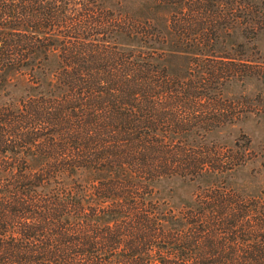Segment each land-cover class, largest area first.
<instances>
[{
    "label": "trees",
    "instance_id": "16d2710c",
    "mask_svg": "<svg viewBox=\"0 0 264 264\" xmlns=\"http://www.w3.org/2000/svg\"><path fill=\"white\" fill-rule=\"evenodd\" d=\"M135 1L138 6L133 10L132 0H0V88H9L16 80L21 94L34 93V101H24V116L38 118L40 127L56 128V137L64 140L56 144V160L37 162L41 168L36 169L31 164L36 160L26 159L24 167L15 168L20 174L35 171L34 175L0 179V264H164L148 257L157 248L152 254L147 250L150 239H163L159 228L163 218L158 217L163 212L142 210L148 205L140 195L147 188L130 175L131 169L139 173L153 163L147 156L154 149L119 146L117 137L122 134L128 141L132 133L151 129L164 111L157 101L166 87L165 92H178L171 89L179 85L175 80L147 82L151 76L163 80L180 76L164 70L162 53H154L164 52L163 28L166 38L172 34L165 30L178 31L180 42H174L177 50H170L172 54L202 58L221 54L215 57L230 66L236 59L216 48L218 40L232 30L264 29V3L164 0L165 19L159 15L153 27L148 23L150 3ZM236 11L241 16L234 15ZM193 37L197 43L188 44ZM130 42L139 44V49L120 48ZM186 59L199 66L198 60ZM215 69L207 66L198 71L195 82L218 83L222 77ZM30 79L36 87L28 84ZM185 94L190 96L188 91ZM192 100L172 99L167 109L190 108ZM9 111L22 114L18 108L0 106V115ZM139 113L142 117L134 120L132 116ZM0 125L15 139L3 143L6 147L16 148L15 142L21 141L22 148L37 149L29 157L43 156L44 139L37 137V144L32 143L34 138L26 139L34 125L24 122L19 135L9 123L0 120ZM83 177L93 184L91 190L81 186ZM257 217L264 224V210ZM235 218L239 219L233 214L231 219ZM186 249L184 243L175 247L172 254L178 257L166 264H192V258L179 257ZM244 255L195 260L197 264H264V244L246 246Z\"/></svg>",
    "mask_w": 264,
    "mask_h": 264
},
{
    "label": "rangeland",
    "instance_id": "374dc122",
    "mask_svg": "<svg viewBox=\"0 0 264 264\" xmlns=\"http://www.w3.org/2000/svg\"><path fill=\"white\" fill-rule=\"evenodd\" d=\"M132 1L134 10L138 2ZM259 1L264 3V0ZM147 2L151 5L152 14L148 23L156 27L158 17H164L167 6L164 0L162 3H158V0ZM232 14L228 12V15ZM234 15L241 16V13L236 11ZM172 16L167 15L169 20L173 19ZM165 31L172 37L166 38L168 35L164 36L163 28L164 52L154 53H162L163 63L167 66L164 70L172 73L176 71L180 76L174 79L164 77V80L151 76L147 82L156 84L175 80L179 85L171 89H177L178 92H165L166 87L164 95L157 101L164 106V111L153 123V128L132 133L128 141L122 134L117 137L119 146L154 149V154L151 152L147 156L153 163H147L141 172L133 174L134 170L128 166L131 177L141 180L147 188L140 197L148 207L140 210L152 212L154 208L163 212L158 216L163 218L159 223L163 239L149 240L151 246L147 250H150V254L153 248L157 250L148 257L166 264L169 258L178 257V253L172 252L182 243L186 244L188 250L182 251L179 257L192 258V264L198 263L195 259L202 258L210 261L245 257L246 246L264 244V224L257 217L258 212L264 210V29L254 33L232 30L218 40L216 48H222L236 59L228 64L230 66L215 57L221 54L207 53L208 56L204 58L200 55L172 54L170 50H177L175 46L180 42L176 39L178 31L174 28ZM196 41L197 38L193 37L186 42L195 44ZM120 48L138 50L139 44L130 42ZM186 58L191 62L198 60L199 66L188 64ZM207 66L216 68L218 76L222 78L218 83L209 81L207 86H203L195 82L194 75L198 71H205ZM224 70L227 71L225 75L222 73ZM17 82L12 80L9 88H0V106L18 108L22 114L16 115L9 111L8 115H0V120L9 123V129L13 127L14 134L18 135L26 126L24 122L34 125V130H30L26 139L41 137L47 149L42 153L43 156L29 157V154L38 151L22 148L24 142H15L16 148L13 145L6 147L7 144L3 143L12 142L14 138H9L6 127L0 125V179L6 180L34 175L35 171L20 174L15 168L24 167L23 163L29 159V162L36 160L31 164H36V169H40L39 163L59 158L56 144L64 143L61 136L56 137V128L40 127L38 118L24 116V101L32 102L36 96L34 93L21 94ZM28 84L36 87L33 79ZM182 97L192 98V107L167 109L172 105L170 100ZM132 117L139 120L142 115L139 113ZM38 140L32 143L37 144ZM67 144L69 148V142ZM158 150L163 154H158ZM135 159L139 162L141 158L136 156ZM26 167L29 168V165ZM87 179H80L81 186L85 185L86 189L91 190L93 184ZM132 214V217L136 215L135 210ZM233 214L239 219H231ZM120 254L124 255V251Z\"/></svg>",
    "mask_w": 264,
    "mask_h": 264
}]
</instances>
